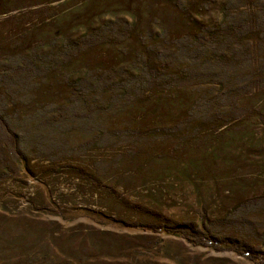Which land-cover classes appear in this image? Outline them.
I'll use <instances>...</instances> for the list:
<instances>
[{
  "label": "rangeland",
  "instance_id": "374dc122",
  "mask_svg": "<svg viewBox=\"0 0 264 264\" xmlns=\"http://www.w3.org/2000/svg\"><path fill=\"white\" fill-rule=\"evenodd\" d=\"M261 1L239 0L250 12ZM225 2L0 0V264H254L127 221L173 229L205 222L222 230L218 236L250 229L263 239L255 234L264 230V47L241 64L137 86L129 101L104 92L101 75L115 64L130 75L124 67L143 43L205 31L222 20ZM107 20L120 43L85 44L69 67L71 79L85 77L83 99L72 101L67 71L32 79L22 68L23 56L45 61L58 36L69 42ZM68 104L92 117L57 121ZM95 136V145L74 149Z\"/></svg>",
  "mask_w": 264,
  "mask_h": 264
},
{
  "label": "trees",
  "instance_id": "16d2710c",
  "mask_svg": "<svg viewBox=\"0 0 264 264\" xmlns=\"http://www.w3.org/2000/svg\"><path fill=\"white\" fill-rule=\"evenodd\" d=\"M256 4V11L250 12V7H245L244 4L239 2V0H226L222 6V20H219L216 24L211 23L207 26L205 24L204 26L207 28L203 32L198 31L184 35L183 37L187 36L185 42L179 43L183 38L182 36H179L177 38L172 37V39H174L173 43L172 41L164 42L161 40L152 44L154 46H148L146 43H143V46L135 51L136 58H133L128 66L124 67V69H129L131 73L130 75L124 76L121 74L119 64H115L114 66L105 65L102 68L103 72L101 75L103 76L104 84L107 85L103 87V91L115 93L113 95L116 98H118V94H120V100L127 98L129 101L130 99L133 100L136 98V95L134 96L132 93L134 88L137 86H143V88H146L150 86V84L161 86V77H167L168 79L184 78L185 80H188L191 77L189 72L196 71L195 67L204 68L207 66V68H210V70L213 71L212 69H218V66H223L231 62L241 64V58H246L249 54L253 55L257 52V50L252 49H259V46L261 48L264 47V1H261L260 3L256 2ZM114 23L115 22L111 20H107L106 22H100L97 26H90L77 34L75 40L73 39L69 42L65 41L66 44H64L65 42H63L58 36L52 41V43L47 45L48 47L45 48L48 49L45 54V61L42 57L36 58L34 55H29V58L28 56H23L20 62L22 63L26 59V64L25 66L23 64L22 68H24V70L26 69L27 72L29 71L30 78L32 79L35 75H37V77H42L44 75L45 77H48V75H50L52 79V77L58 76L61 70L62 72L67 71L66 75L69 77V80L67 81H70L68 85L71 89L70 93L72 94V101L83 99L86 96L84 95V93H86L85 89L87 91L84 83L85 77L78 76L77 74V76H74L73 79H71L72 77L70 78L69 76V67L73 65L76 58L75 55L80 54L79 52L85 44L89 45L90 48H93L100 46L104 41L113 42L114 44L120 43V31L117 32L118 28H115ZM130 27V31H135L134 24ZM110 31L115 34V37L111 35ZM165 31H167L166 28ZM199 32L203 38L199 37V40H196ZM51 45L52 47H50ZM30 48L29 51L36 53V50L40 48V45L33 44ZM262 51L264 52V50ZM21 54L24 55V52L22 51ZM49 58L59 59V61L57 60V65L50 64L51 60L49 61ZM176 63L180 66L177 68V71H173V65ZM59 68H61V70H59ZM40 71L41 75L38 73ZM208 82L215 83L213 79L208 80ZM219 82L221 83V81ZM145 85L147 86L145 87ZM48 90H51V88ZM130 93H132V96L129 95ZM78 95L81 98L78 97ZM71 105L72 104H68L66 108L72 107ZM85 109L86 107L80 108V112H78L71 110L70 108L64 113H61L59 116L60 118L57 121H74L78 124H83L86 122L87 117H92L88 116L90 114L87 116L83 114ZM51 120L54 122L52 118ZM42 121L44 122V120ZM97 135L101 137L102 133L98 131ZM15 137L17 138V134ZM8 140L9 139L7 138V141ZM95 141H97L96 136L90 137L88 140L79 143L74 149H80L82 151L95 145ZM98 143L99 142L96 144ZM7 146L10 153L20 156V152L16 148V145L10 142V145L7 144ZM48 149H42V151L50 152V150H52L51 147ZM26 167L27 169H30L28 164H26ZM127 223L131 227H142L157 233L181 235L189 243L195 246L204 245L220 250L221 248L230 249L245 256L254 262V264H264V230H256L257 234L255 235L263 234V239L260 240L252 235L251 232L254 230L250 231V229L248 230V234L238 233V230L237 232L227 230L224 236H218L222 230L220 228L213 229L210 224L208 225L205 222L204 224L199 225V227H197L198 229L192 225L185 224H176L174 226L176 228L173 229V226H168L166 221H154L149 223L142 221L139 223L135 221H127ZM213 225H215V223ZM257 242L261 243V245L259 246ZM160 249L163 250L162 247L159 248V251Z\"/></svg>",
  "mask_w": 264,
  "mask_h": 264
}]
</instances>
